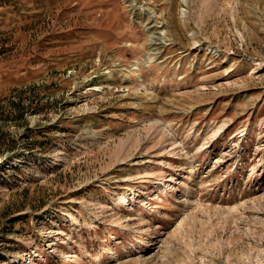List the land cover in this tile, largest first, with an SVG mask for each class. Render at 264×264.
<instances>
[{
  "label": "rangeland",
  "instance_id": "374dc122",
  "mask_svg": "<svg viewBox=\"0 0 264 264\" xmlns=\"http://www.w3.org/2000/svg\"><path fill=\"white\" fill-rule=\"evenodd\" d=\"M0 133V264H264V0H0Z\"/></svg>",
  "mask_w": 264,
  "mask_h": 264
},
{
  "label": "trees",
  "instance_id": "16d2710c",
  "mask_svg": "<svg viewBox=\"0 0 264 264\" xmlns=\"http://www.w3.org/2000/svg\"><path fill=\"white\" fill-rule=\"evenodd\" d=\"M12 106L15 108V110L17 112H20V111H22L24 109L23 106H21V103H16L15 105L13 104ZM14 144H15V142H14V140L12 138H11V140L6 141V139L4 137V134L0 133V153L4 149L7 150V149L15 148Z\"/></svg>",
  "mask_w": 264,
  "mask_h": 264
},
{
  "label": "bare ground",
  "instance_id": "6f19581e",
  "mask_svg": "<svg viewBox=\"0 0 264 264\" xmlns=\"http://www.w3.org/2000/svg\"><path fill=\"white\" fill-rule=\"evenodd\" d=\"M157 38V37H156ZM152 42V41H151ZM155 43V42H154ZM131 73H132V75L134 74V72L133 71H130ZM134 75H136V74H134ZM191 176H190V178L192 177V173L190 174Z\"/></svg>",
  "mask_w": 264,
  "mask_h": 264
}]
</instances>
